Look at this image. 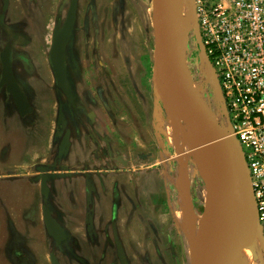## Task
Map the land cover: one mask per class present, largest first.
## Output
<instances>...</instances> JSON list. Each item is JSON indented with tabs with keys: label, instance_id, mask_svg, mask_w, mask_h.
<instances>
[{
	"label": "rangeland",
	"instance_id": "rangeland-1",
	"mask_svg": "<svg viewBox=\"0 0 264 264\" xmlns=\"http://www.w3.org/2000/svg\"><path fill=\"white\" fill-rule=\"evenodd\" d=\"M181 2L186 3L188 10V13L179 11V17L188 23L184 54L189 72L204 104L218 123L227 128L222 119L218 85L213 84L214 90H211L213 82L207 80V68L194 38L189 2ZM68 4V0H35L31 7V0H9L5 11L4 0H0V16L4 15L3 23L0 21V53L5 47H12L15 74L34 108L24 123L19 119L15 104L9 110L2 104L0 96V112L4 119L13 120L12 125L4 124L0 132L3 140L9 135L12 137V154L6 161L10 168L0 169V177L27 175L21 165L30 170V176L17 181L3 184L0 179V264H51V253L56 254L61 264H191V241L206 209V187L201 168L205 157L200 155L204 149L198 142L192 143V129L179 114L175 117L171 108L154 101L153 0H79L78 17L68 46L69 74L76 104L69 102L57 89L49 61L52 36L62 26ZM1 72L0 62V77ZM76 105L80 109L71 117L67 107ZM156 108L160 111L162 125L157 126L158 143L153 141L151 146L150 138L155 139L152 121ZM87 114L94 119V129L98 128L99 137L116 134L121 139L119 132L130 134L135 147L145 143L142 148H127L133 149L135 157L141 155L143 158V154H147L148 159L151 155L160 157L162 152L164 165L169 164V169L164 168L163 177L156 174L152 179L143 175L136 188L133 180L122 179V174L143 169L142 161H135L125 168L112 162L116 171L112 181L116 179L117 193L115 199L109 195L106 200L105 216L108 218L98 223L112 227V208L117 201L121 205L118 233L102 234L103 225L96 229L91 226L92 221L82 219L83 213L71 212L60 221L67 239L58 246L49 236L43 220L42 208L49 201L40 191V181L36 188L31 187V124L38 129L43 123L51 122L47 130L34 132L35 137L41 139L51 133L54 135L55 123L60 118L70 120L73 127L80 123L85 131L84 121L87 123L88 117L83 116ZM174 122L182 127L179 139L174 138ZM81 145L82 149H79L86 153V148ZM56 147L51 150L52 162L58 156ZM2 152L0 163L5 160ZM199 156L203 158L202 162L197 158ZM96 157L100 162L104 155L99 152ZM180 166L187 183L183 195L174 186ZM146 181L151 186L144 190ZM50 184L55 193L62 189V184L56 180ZM100 207L104 208L101 204ZM184 207L191 209V221L195 222L188 229L180 223ZM249 209L245 215H239L250 217ZM248 231L239 257L245 253L251 264H264V231L253 217ZM229 251L236 253L233 248ZM239 259L234 264H238Z\"/></svg>",
	"mask_w": 264,
	"mask_h": 264
},
{
	"label": "water",
	"instance_id": "water-1",
	"mask_svg": "<svg viewBox=\"0 0 264 264\" xmlns=\"http://www.w3.org/2000/svg\"><path fill=\"white\" fill-rule=\"evenodd\" d=\"M192 15V29L202 60L206 62L207 77L212 76L204 47L201 42L196 20L194 0H188ZM9 7V0H4V10ZM77 0H72L67 18L62 26L58 27L52 36V45L49 52V61L54 74L57 89L61 90L67 100L74 104L75 94L67 65V49L72 39L76 22ZM153 29H154V74L153 95L156 104L172 107L177 110L181 118L194 133L197 142L205 149V163L203 178L206 187V209L200 220L197 234L191 241V264H232L229 258L230 249L224 235L230 231L234 223L240 222L235 232L238 236L236 247L243 245L246 228H250L251 218L257 224L258 213L250 183L245 158L237 141L229 134L228 128L221 126L211 111L199 96L194 80L189 72L184 54L185 44L175 45L178 30L175 27L174 0H153ZM4 15L0 16V21ZM186 39V35H185ZM13 49L7 46L0 53L2 65L0 88L6 87V92L13 98L15 106L22 118L33 113L28 96L18 83L13 65ZM213 82V81H212ZM214 83V82H213ZM68 135L63 145L66 146ZM236 169L231 174L225 173V168ZM242 172L243 175H241ZM241 189L247 192L242 200H248L240 212L235 209V195ZM48 177L41 179V193L45 200L49 198ZM237 198V197H236ZM248 207V208H247ZM249 217H243L248 209ZM43 220L49 236L61 245L66 239L65 229L52 215L47 206H43ZM253 222V221H252ZM260 226V225H259ZM195 230V229H194ZM51 264H61L56 254H50Z\"/></svg>",
	"mask_w": 264,
	"mask_h": 264
},
{
	"label": "crops",
	"instance_id": "crops-1",
	"mask_svg": "<svg viewBox=\"0 0 264 264\" xmlns=\"http://www.w3.org/2000/svg\"><path fill=\"white\" fill-rule=\"evenodd\" d=\"M0 96L2 97V104L7 106L9 110H12L14 101L9 96V94L0 89ZM76 103L77 101L75 104ZM67 108L68 110H71L70 114L71 117H73L75 112L79 111L80 106H72ZM16 112L19 116V119L25 123L27 121V117L22 118L18 110H16ZM160 116V111L157 108L154 109L152 126H154L153 131L155 139L150 138L151 146L153 145V141L157 142V126L159 127L162 125L160 122ZM0 117L1 132L3 125H12L13 120L11 118L10 121L8 120L9 118L4 119V116L1 112ZM12 118L16 119V117L13 116ZM83 118L88 119L87 123L84 121V126L87 128L85 131H83V126L80 123H75V127H73L74 124L71 123L70 120L62 121L60 118L55 123L53 131L54 135L51 133L48 137L41 139H37V136L35 137L34 132L36 134L41 130L44 131L45 128L47 130V126L51 127V122H46L45 120L46 123H43L38 127V129L33 124H31V187L33 186V188H36L37 184H39V181L41 187V179L44 175H46L48 177V186L50 189L48 198L49 204L46 206L50 209L52 215L56 219L62 221V219H65L71 212L83 213V216L81 215L82 219L92 221L93 226L95 227L94 221H99L101 219L106 220V218H108L105 216V214L108 207V202L106 200H108L109 195H111L113 199L116 197V179L112 181L113 178H115V164H122L123 168H125L128 165L130 166V164L133 165L135 161H142V164L144 165L142 167L143 169L137 168V170L135 169L133 173L130 172V174H122V179L127 177L128 179L133 180V185L136 188L138 187V185H136L138 183V179H140L143 175L152 179L155 178L156 174L160 177H163L165 174L164 168L166 167L169 169V164L164 165L165 161L162 152H160V157H158V155H151V157L148 159L147 154H143V158H141V155L135 157L133 155V149L142 148L145 146V143L144 145H138V147H135L136 145L133 144L131 135L128 134V136L127 133L124 134L120 132L119 134L121 135V139H119L116 134L111 137H108L109 135L99 137L97 134L98 128L94 129V119L90 118L88 114L83 116ZM172 130L174 133V127ZM50 131L52 132V129H50ZM62 133L63 135H60ZM66 135H68V142L67 145L64 146L63 141ZM2 136L3 135L0 136V151H3L2 155L3 159L5 160H2L0 163V169L10 168L8 166V162L6 161L7 157H10L12 154V137L9 135L8 137L4 138V141ZM139 137L142 139L141 135ZM58 140H60L59 144ZM135 140L137 141L138 139ZM80 142L83 144L84 148H86V153L85 151L81 150L82 145ZM55 145L57 146L56 149L58 151V156L56 161L54 160L52 162L51 150ZM130 147H133V149L128 150L127 148ZM93 151L94 154H92ZM99 152L103 153L104 155L100 162V158L96 157V154H99ZM100 163L103 164L99 165ZM21 167L24 171L28 172L27 175L8 174L5 176L6 178H4V176L0 177V179H2V183L8 181H17L19 179H23L25 176H30V170H28L29 168L25 169V166L22 165ZM178 171L179 175L174 186L177 192H179L180 195H183L186 194L187 191L186 178L182 173L181 166L178 168ZM52 180H56L62 184V189H60L57 193L53 191L52 184H50V181ZM150 184L151 183L149 181H146L143 189L147 190L150 188ZM178 184H180V186ZM101 195L105 198H103L104 200L102 201ZM100 204L104 206L103 209H101ZM100 225L104 226L102 223L98 226Z\"/></svg>",
	"mask_w": 264,
	"mask_h": 264
},
{
	"label": "built area",
	"instance_id": "built-area-1",
	"mask_svg": "<svg viewBox=\"0 0 264 264\" xmlns=\"http://www.w3.org/2000/svg\"><path fill=\"white\" fill-rule=\"evenodd\" d=\"M194 7L208 79L245 158L264 231V0H194Z\"/></svg>",
	"mask_w": 264,
	"mask_h": 264
},
{
	"label": "bare ground",
	"instance_id": "bare-ground-1",
	"mask_svg": "<svg viewBox=\"0 0 264 264\" xmlns=\"http://www.w3.org/2000/svg\"><path fill=\"white\" fill-rule=\"evenodd\" d=\"M186 7H187V5H186V3H183V2H181V0H174V10H175V15H176V20H175V27L177 28V30L179 31L178 33V36L176 37V40H175V45L177 46V47H180L181 46V44H185V41H186V39H185V33H186V31H187V26H188V23H187V20H184V19H182L181 17H179V11L180 12H184V13H188V10L186 9ZM171 109H170V111L174 114V116L175 117H177L178 116V112H177V110H175L174 108H172V107H170ZM175 123V126H174V138L175 139H179V138H181V135H182V133H181V130H180V128H182V127H180V125L179 124H177L176 122H174ZM192 131V130H191ZM190 131V132H191ZM183 132V131H182ZM191 135V134H190ZM189 135V136H190ZM192 135L194 136V133L192 132ZM188 136V137H189ZM192 138V137H191ZM188 141V140H187ZM191 141H193L192 143H194V145H196V144H198L197 143V140H196V138H195V136H194V138L191 140ZM190 141V142H191ZM177 144V143H176ZM201 149V148H200ZM199 149V150H200ZM204 149V148H203ZM202 150V149H201ZM199 153H200V151H199ZM200 155H202L203 157H205V149H204V152H202V153H200ZM198 159H199V161H203V158L201 157V156H199V157H197ZM203 164H204V162H202ZM202 169H204V167L202 166L201 167ZM236 169H233V168H230V167H226L225 168V173L228 175V174H231L232 173V171H235ZM203 172V171H202ZM239 173H241V175H243V173L242 172H239ZM181 184V183H180ZM247 191L246 190H244V189H241V191L239 192V194H236L235 195V200H234V206H235V209L237 210V211H241V210H243L244 209V206L245 205H247V203H248V200H242L243 198H244V196H242L243 195V193L245 194ZM237 197V198H236ZM184 204H186L187 205V203L185 202ZM187 208V207H186ZM185 207L184 208H182V213H181V217H180V223L183 225V227L185 228V229H188V228H190L191 227V223H193L191 220H192V214L190 213V211H191V209H186ZM248 211V210H247ZM249 213H250V209H249ZM251 214V213H250ZM195 223V222H194ZM193 225V224H192ZM240 222H238V223H234L232 226H231V228H230V231H232L233 233H227V234H225L224 235V240H225V242L227 243V245H233L234 247H233V251L234 252H236L235 254H231V253H229V258H230V261L232 262V264H234L236 261H237V259L238 258H240L239 259V263L238 264H251V262H250V259L248 258V257H245V253H243L242 254V256H240L239 257V250H240V248L243 246H241L240 248H238V247H236L234 244H237V241H238V237H236V234H235V232L238 230V228L240 227ZM252 228V227H251ZM248 229L249 228H246V232H245V234L247 235V231H248ZM251 230V229H250ZM248 232H250V231H248ZM245 235V236H246ZM249 235V234H248ZM247 235V236H248ZM246 236V237H247ZM227 237V238H226ZM248 238V237H247ZM245 239V240H249V239ZM245 243V242H244ZM243 243V244H244ZM242 251V250H241Z\"/></svg>",
	"mask_w": 264,
	"mask_h": 264
},
{
	"label": "flooded vegetation",
	"instance_id": "flooded-vegetation-1",
	"mask_svg": "<svg viewBox=\"0 0 264 264\" xmlns=\"http://www.w3.org/2000/svg\"><path fill=\"white\" fill-rule=\"evenodd\" d=\"M34 2H35V0H31V7H34ZM68 2H69V4H68V11H69V8H70V6H71V3H72V0H68ZM79 0H77V14H76V20H77V17H78V8H79ZM68 11H67V14H68ZM66 18H67V15H66V17H65V19L63 20V23L65 22V20H66ZM75 24H76V22H75ZM63 25V24H62ZM73 37V36H72ZM69 46V45H68ZM13 53H14V51H13ZM15 54H13V57H14V59H13V65L15 64V56H14ZM67 65H68V49H67ZM68 69H69V65H68ZM14 73H15V68H14ZM15 76H16V74H15ZM16 79H17V76H16ZM0 80H1V77H0ZM207 80L209 81V79L207 78ZM17 81H18V79H17ZM18 83L20 84V82L18 81ZM213 84L214 83H212L211 85H210V88H211V90H214L213 89ZM20 86L22 87V85L20 84ZM22 89H23V87H22ZM1 90H3V91H5L6 92V87H3V88H1ZM24 91V90H23ZM25 92V91H24ZM27 95V94H26ZM9 96L12 98V96L9 94ZM13 99V98H12ZM15 104V103H14ZM40 191H41V187H40ZM116 192H117V190H116ZM120 210H121V205H120V203L119 202H115L114 204H113V208H112V219H114L113 221H112V227L110 228L108 225H107V223H104V226H103V228H102V234L104 233V234H106L107 235V233L108 234H110L111 232H113V233H118V231H119V229L117 228V222H118V219H119V215H120ZM42 214H43V212H42ZM57 221L61 224V226L63 227V225H62V223L60 222V220H58L57 219ZM116 221V222H115ZM115 222V225H113V223ZM94 224H95V228L96 229H98V225H99V223H98V221H94ZM93 225V222H92V224H91V226ZM56 242V241H55ZM57 244V243H56Z\"/></svg>",
	"mask_w": 264,
	"mask_h": 264
}]
</instances>
